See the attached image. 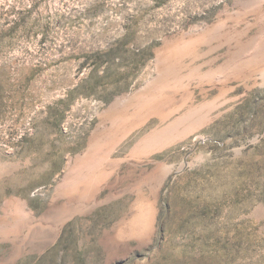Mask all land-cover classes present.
<instances>
[{
  "label": "rangeland",
  "instance_id": "1",
  "mask_svg": "<svg viewBox=\"0 0 264 264\" xmlns=\"http://www.w3.org/2000/svg\"><path fill=\"white\" fill-rule=\"evenodd\" d=\"M0 264H264V0H0Z\"/></svg>",
  "mask_w": 264,
  "mask_h": 264
}]
</instances>
